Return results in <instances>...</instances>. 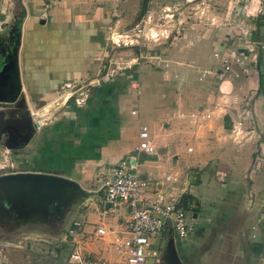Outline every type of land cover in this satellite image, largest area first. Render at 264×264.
Listing matches in <instances>:
<instances>
[{
	"label": "rangeland",
	"instance_id": "374dc122",
	"mask_svg": "<svg viewBox=\"0 0 264 264\" xmlns=\"http://www.w3.org/2000/svg\"><path fill=\"white\" fill-rule=\"evenodd\" d=\"M111 6L113 2L108 3L107 9H111ZM117 6V12L108 13L104 31L106 42L103 48L107 57L99 56L95 59V62L105 65L103 69L100 64L97 66L96 77L100 78L92 80L83 77L68 81V86L61 84L49 100L37 104L36 108L40 105V109L33 110L32 114L39 123L43 119L46 122L40 127V142L51 124L66 120V116H69L64 109L83 107L86 104L91 89L100 85L101 76L106 71L110 79L129 67L136 80L137 75L141 74L137 82V93L132 96V107L137 109L138 114L133 115L128 110L124 119H139L137 123H144L148 131L155 132L157 128L160 131L163 124L159 126L156 117L170 113V104L173 108L182 106L185 108L183 110L200 109L208 104V97L222 89L220 83L226 75L219 77V65L211 57L213 39L217 35L227 31L232 35L239 27L251 28L257 20L261 26L255 38L264 42V0H122ZM19 12L13 14L12 20H8L4 34L0 31L3 53L6 52V46L10 47V42L14 43L16 49L20 38ZM137 29L140 32L137 33ZM111 34L113 39L117 36V41H107ZM256 53L260 58L258 70L262 96L253 103L255 95L248 93L247 108L252 109L254 104L256 116L252 114V121L245 122L241 134L233 139L230 124L225 132L219 134L218 138L221 139L211 144L204 143L200 154L210 156L206 158L207 161L200 156L195 159L194 153L186 151L187 141L182 140L185 139L184 135L177 134L180 140H174L170 146L175 151L173 154L177 155L176 159L170 157L171 164H178L181 159H193L189 167L192 184H185L182 191L191 197L185 216L190 218L192 213H197L203 221L191 223V233L185 238H177L170 230L150 234L148 241L158 251L157 262L153 264H169L165 245L169 237L173 238L175 251L182 264H257L258 255L264 253V211L258 207L259 199L264 194V164L258 171H252L250 166L254 152L259 151V142L263 143L261 158L264 160V62L259 50L256 49ZM100 69L102 73H99ZM255 73L251 78L257 81L258 75ZM96 82L99 84L96 85ZM67 92L71 96L69 104L63 98ZM224 93L222 90L219 95ZM240 102L242 99L235 98V104L228 107L232 118L236 109L240 110L243 106ZM239 104L241 106L237 107ZM0 110L3 113L8 111ZM168 124L169 127H175V119H171ZM60 126L62 122L55 125L57 128ZM150 140L154 151L146 155L148 158L138 160L139 170H143L140 162L155 160L154 155L158 152V147ZM233 151L232 157L230 154ZM12 153L0 148V173L14 169L15 165L10 168V164L22 157L18 155L19 152L15 155ZM213 154L216 157H212ZM214 158L217 161L213 162ZM157 162L162 164L163 160L159 158ZM167 162L164 160L165 165ZM163 169H157L158 176L152 175V171L156 170L154 168H151L152 171L144 168V171L151 179L149 182H161L164 194L173 192L175 186H179V189L184 186L172 180L165 181L166 171ZM220 169L224 174H218ZM90 183L87 189L96 192L102 183V176H93ZM91 199L89 206L96 205L92 210L95 214L101 205L96 195L91 196ZM75 206V198H68L58 204L40 206V214L36 216L23 215L16 207L12 212L3 204L0 207V264H52L53 255L49 251L53 240L67 231L73 219H82L77 215ZM104 217L108 222L113 219L109 215ZM251 225L256 227V238L250 237ZM84 227L91 230L92 225L84 222ZM104 256L111 258L113 251L104 253Z\"/></svg>",
	"mask_w": 264,
	"mask_h": 264
},
{
	"label": "crops",
	"instance_id": "0c3cea01",
	"mask_svg": "<svg viewBox=\"0 0 264 264\" xmlns=\"http://www.w3.org/2000/svg\"><path fill=\"white\" fill-rule=\"evenodd\" d=\"M16 7L18 10H15ZM107 7L108 2L103 4L88 0H53L43 14L38 0H11L6 4V10L1 19L4 20L3 23H8V20H12L14 17L13 14L20 11V38H18L14 55L8 58L4 64L6 66L5 76L0 78V83L2 81L0 92L8 93L12 89L17 90L18 87L17 98H24L27 106L34 109L37 104L49 100L64 82L83 77H89L92 80L99 79L100 77H96L98 75L96 74L97 66L100 64L103 69L105 65L101 62H95V59L99 56L107 57L103 48L106 42L104 41V31L108 23V13H113ZM249 13L252 14V12ZM254 27L255 24L251 28L250 26L239 27V30L232 35L228 31L217 35L213 39L211 53L228 45L236 37H240L246 42L254 41L256 31H258L253 30ZM4 30L5 28L0 29L1 33ZM13 59L15 67L11 72L10 61ZM132 65L134 66V64ZM243 68L244 72H239L238 69L234 68L237 75L231 72L226 74L220 83L222 89L219 91L220 93L223 90L225 93L219 95L217 92L216 95L208 97L206 102L208 104L205 107L183 110L185 108L182 106L173 108L170 104V113L156 117L157 124L159 126L163 124V128L160 131L157 128L156 133L148 132L154 145L158 147V152L154 155L155 160L140 162V167L142 166L143 170H139V172L143 179L151 180L149 176L147 177L144 168L148 171H152L151 168L156 169L152 171V175L156 176H158L157 169L164 168L165 175H169L167 181L171 182L172 180V182H176L175 184L184 185L180 189L179 186L173 187L172 193L183 194L185 184H192L189 167L192 165L193 159H181L178 164H171L169 162L170 157L176 159L177 155L173 154L175 151L170 146L173 145L174 140H180L176 137L177 134L184 135L185 139L182 140L187 141L186 151L194 153L193 158L197 159L196 157L200 156L206 159L210 157L205 154L202 155L200 152H202L204 143L211 144L215 140L221 139L218 138L221 131L225 132L228 129L224 126L226 123L224 116L228 117L229 125H232L239 111L248 109L246 101L249 99L247 96L249 92L255 95L253 103L262 96L261 89H258V81L251 78L254 77L253 72L258 75V61L245 64ZM102 69L99 73H102ZM129 69L131 67L106 81L102 80L100 85L93 87L83 107L71 106L68 110L64 109V112L69 113V116H66V120L57 121L62 122V126L55 129L51 124L48 127L49 130L46 132L49 134L43 133L40 142V172L68 177L76 181L82 188L87 189L93 176L100 174L103 180V177L110 174L120 159L131 153L132 145L136 140L139 119L137 121L136 119H124V115L129 113L128 110L134 108L132 107V96L137 93V82H139L138 79L141 74L137 75L136 80ZM233 74L237 76L236 79H233ZM247 76L249 77L247 78ZM131 84L134 85V89H132ZM235 98L242 99L240 103L243 106L237 105V107L241 106V109H236L234 118H232L228 107L231 108V104L232 106L235 104ZM66 102L69 104V100ZM221 105L224 106L221 107ZM40 108L39 105L37 109ZM250 110L249 115L252 116L253 114L255 117L254 104ZM196 113L201 115L207 113L209 116L199 118L195 115ZM171 119H175V127L173 128L169 127L168 124ZM246 121L251 122L252 120L247 119L243 124ZM45 123L43 119L40 127L44 126ZM227 144L234 146L230 142ZM258 144L259 151L254 152V157L261 156L263 153L261 148L263 143L259 142ZM25 148L29 151L27 147ZM234 151L230 154L232 157ZM169 152L170 154H168ZM148 157L139 155L137 164L138 160L141 161V159ZM212 157H216V155L213 154ZM235 157L237 158V156ZM159 158L163 160L162 164L157 162ZM164 160L168 161L167 165L164 164ZM212 161L217 160L214 158ZM263 164L264 160L256 169L252 168V171H258ZM218 174H224V172L220 169ZM151 184H156V186L160 184L159 188L162 190L160 181H151ZM177 189H179L178 192H176ZM91 202L92 199L90 198L89 202L76 205L77 215H80L82 219L72 220L82 223V231L85 236L89 234L90 229H85L84 222L86 225H92L91 228L99 225L115 226L119 222L118 213L109 215L113 217L109 222L106 221L105 217H101L98 211L93 214L92 210L95 209L96 205L89 206ZM88 214L90 215L88 216ZM192 214L193 216L197 215V213ZM95 244L89 245L88 249L95 251L98 248ZM262 254L258 255V258Z\"/></svg>",
	"mask_w": 264,
	"mask_h": 264
},
{
	"label": "built area",
	"instance_id": "2783aa9c",
	"mask_svg": "<svg viewBox=\"0 0 264 264\" xmlns=\"http://www.w3.org/2000/svg\"><path fill=\"white\" fill-rule=\"evenodd\" d=\"M10 1L0 0V24L4 21L1 17L5 13L6 4ZM38 1L43 14H45L49 3L53 0ZM88 1L103 4L113 2L111 10L115 13L118 2L122 0ZM139 30L137 29V33L140 32ZM137 33L135 35H138ZM112 35L107 38V41L112 42L117 39V36L113 39ZM121 36L127 37L128 35H118V37ZM256 49L263 55L264 62V42L256 39L246 42L244 39L236 37L223 48L214 50L211 57L219 65V77L230 72L237 75L234 68L238 69L239 72H244L243 65L256 63ZM109 75L106 71L101 76V80H108ZM62 84L68 86L69 82ZM98 84L96 82V85ZM131 87L134 89L133 84ZM64 94H67L64 100L71 98L70 93ZM129 112L136 115L137 109L132 108ZM195 115L199 118L209 116L207 113L204 115L196 113ZM250 118L248 109L239 111L230 129L233 139L241 134L244 121L246 119L251 121ZM153 151L154 147L150 140L148 128L144 123H140L131 153L116 163L110 174L103 177L102 183L96 189V191L100 190V194L97 196L98 203L101 205L100 216L118 213L119 222L115 226H94L85 236L82 231V223L72 221L67 231L60 233V237L52 242L54 245L52 244L49 251L53 255L52 264H153L157 261L158 251L148 241L150 234L170 230L177 238H185L191 233V223L203 221L193 214L190 218H186L185 211H187L188 205L180 201L181 195L172 192L164 194L159 188L160 184L156 186V184H151L147 179L140 176L137 168V157L150 154ZM261 162V156H255L251 168L256 169ZM164 180H169V175H165ZM249 202L251 203V201ZM258 205L260 211H264V194L259 199ZM255 229L254 225L250 226L251 238H256ZM93 243H96L95 246L98 247L95 251L88 249L89 245ZM62 244L65 246L64 252L55 256V247ZM111 251H113L111 258L104 256V253ZM257 264H264V253L259 256Z\"/></svg>",
	"mask_w": 264,
	"mask_h": 264
},
{
	"label": "water",
	"instance_id": "95a60500",
	"mask_svg": "<svg viewBox=\"0 0 264 264\" xmlns=\"http://www.w3.org/2000/svg\"><path fill=\"white\" fill-rule=\"evenodd\" d=\"M6 25L8 26L7 23H1L0 29L6 28ZM8 58L10 57L6 56L2 59V64L0 65V78H3L5 76L4 71L6 66L4 64L6 63ZM10 63L12 72L15 67L14 59L11 60ZM0 84V87L2 88V81ZM13 90L14 93L10 98L0 99V102H10V107L6 109L8 110V112L9 109H11V103H14L15 105L17 101H20L21 103H23V105L26 103L24 98H17L18 87L17 90ZM21 114L22 117H25L26 123L30 126V130L26 132L25 135L20 139V144H24L32 136L34 128L39 126V122L37 120H33L31 113L26 107V104L25 108H23V111H21ZM17 117L11 118L10 111L9 118H6L5 113L0 110L1 122L5 120H16ZM18 135H20L18 132L14 134L6 132V138H4V140H2L1 142L2 146H4L6 149L15 148L17 142L14 141L15 138H19ZM10 141L14 143H10ZM99 194L100 190L91 192L88 189L82 188L76 181L68 177L53 173L26 171L0 175V207H2V205L4 204L5 206H8V210L12 212L14 211V207H16L21 211L23 215L36 214L37 216V213L40 214V206H48V204L52 205V203L58 204L61 201L68 198L70 199L72 197L75 198V204L80 205L83 202H89L91 196H98ZM165 245L169 264H182L175 251L172 237H169L167 239Z\"/></svg>",
	"mask_w": 264,
	"mask_h": 264
},
{
	"label": "flooded vegetation",
	"instance_id": "af4514ba",
	"mask_svg": "<svg viewBox=\"0 0 264 264\" xmlns=\"http://www.w3.org/2000/svg\"><path fill=\"white\" fill-rule=\"evenodd\" d=\"M13 41V40H11ZM10 47L6 46L5 50L6 52L3 53L4 48H2L0 45V65L2 64V59L4 57H11L14 52V43L10 42ZM12 80V79H11ZM13 87V86H12ZM14 93V90L12 89L10 92H0V99H7L10 98ZM18 100V99H17ZM11 109H9V112H5V117L9 118L10 111H11V118H16V120H5L3 122L0 121V148L1 150H4L5 152H10L12 154H17L16 152H19L18 155L22 156L19 160H14V164H10V168L14 166V169L3 171L0 173L6 174V173H15V172H26V171H32V172H40V123L39 126L34 128V132L32 133V136L30 139L24 143L20 144V139L25 135L26 132L30 130L29 124L26 123L25 117H22L21 111H23V108H25V104L21 103L20 101H17L16 105L14 103H11ZM10 107V102H0V108L1 109H8ZM27 109L32 115L33 120H37V117L33 116L32 112L33 110L37 109L34 107L30 108L27 106ZM31 110V111H30ZM6 132H10L11 134H14L18 132L20 135L19 138H15L14 142H17L16 147L12 149H6L4 146H2V140L6 138ZM10 141V143H14ZM30 148H29V147ZM28 147L30 149L29 151L25 148ZM15 152V153H14Z\"/></svg>",
	"mask_w": 264,
	"mask_h": 264
},
{
	"label": "trees",
	"instance_id": "16d2710c",
	"mask_svg": "<svg viewBox=\"0 0 264 264\" xmlns=\"http://www.w3.org/2000/svg\"><path fill=\"white\" fill-rule=\"evenodd\" d=\"M145 2H146V0H145ZM145 8V6L143 5L142 6V8ZM143 8V9H144ZM255 27L257 28L256 30H258L259 29V27L261 26V24H260V22H258L257 20L255 21ZM256 32H258V31H256ZM258 40V39H257ZM259 56H258V63H259ZM257 81H258V89L260 88L261 89V76H260V73H259V71H258V78H257ZM224 122H226L225 124H224V126H225V128H229V121H228V117L227 116H224ZM57 123H59V122H56L55 124H53V126H54V128L56 129L57 127H55V125L57 124ZM64 129V128H63ZM180 201L183 203V204H185V205H188L190 202H191V197L190 196H188V195H186V194H182L181 195V197H180ZM189 207V206H188ZM190 210H191V208H190ZM195 211V210H194ZM56 243H58V242H56ZM53 245H54V243H52ZM56 246V245H55ZM65 246L62 244L61 246H57V247H55V256H58V255H61L63 252H64V248Z\"/></svg>",
	"mask_w": 264,
	"mask_h": 264
},
{
	"label": "bare ground",
	"instance_id": "6f19581e",
	"mask_svg": "<svg viewBox=\"0 0 264 264\" xmlns=\"http://www.w3.org/2000/svg\"><path fill=\"white\" fill-rule=\"evenodd\" d=\"M66 96H67V94H64V99H65Z\"/></svg>",
	"mask_w": 264,
	"mask_h": 264
}]
</instances>
